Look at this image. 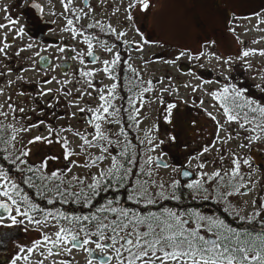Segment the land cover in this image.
Wrapping results in <instances>:
<instances>
[{"label": "snow or ice", "instance_id": "1", "mask_svg": "<svg viewBox=\"0 0 264 264\" xmlns=\"http://www.w3.org/2000/svg\"><path fill=\"white\" fill-rule=\"evenodd\" d=\"M60 2L64 9L62 15L66 18L62 31L68 32L71 39L79 40L86 45L87 52L78 51L75 47L68 45L59 46L57 51L75 53L69 58L78 60L82 66L78 72L79 77L84 79L87 88L99 93L98 96H93L92 92L76 89L80 94L77 100L87 95L98 99L99 103L95 107L91 105L80 107L76 101L69 102V107H76L79 113L89 114L87 123L90 130H73L71 127H62L57 130L49 126L48 136H35L28 141V144L39 141L51 144L53 140L49 137L54 136L55 142L59 143L63 149V159L72 167L87 169V174L69 176L72 167L49 173L46 171L49 160L58 159V157H45L39 164H32L29 161L31 149L27 145L15 154L17 135L22 131L26 132L31 128L39 127V124L44 123L43 120L39 124L21 125L19 128L0 122V145H3V148H0V160L8 165L0 163V210H2L0 234L4 238H12L10 230L25 221L39 229L56 228V231L51 234L41 231L40 238L32 241L31 247L17 245L18 252L12 257L10 264H16L17 261L29 264L32 254L38 250L42 259L36 264H44L45 260L51 261V264H71V261L67 259L57 261L51 258L53 256L66 258L73 250L85 252L89 257L87 264H110L113 260L115 264H264V196L251 201L255 210L247 216L241 215V210L231 202L233 196L247 195L248 191H251L249 185L253 182L250 179L244 181V174L241 172V165L251 168L250 159L233 153L231 167L216 168L211 172L205 170L207 161L200 159L209 153L210 147H215L217 142L226 144L235 138L226 125L235 123L239 129L250 133L243 138L248 141V144L242 143L239 145L240 148L264 140V102L247 95V89L228 82L230 77L226 73H221L226 82L214 90H205L206 95L214 101L213 107L219 114L218 118L217 115L205 109L207 115L216 124L212 145L204 146L195 155L189 157L187 165L181 168L172 167L174 176L171 182L159 180L158 172L155 170L160 167L168 168L170 165L164 162V153L156 156L152 154L156 153L165 141L156 135L159 129L155 124L151 128L140 129L142 121L139 118L141 108L146 102L145 94L153 93L154 95L156 92L153 81L143 80L140 73L129 62L131 56L123 60L121 51L116 50L115 43L109 46L108 41L101 40L99 35L86 33L82 28L77 27L83 18L81 14L88 16L93 11L90 6L85 5L88 8L85 12L84 8H73V0H60ZM137 5L141 11H145L150 7V0H128L127 20H134L131 10ZM29 6L37 9L40 14L44 11L43 7L37 3L33 2ZM115 11L119 9H115L113 14ZM52 14L55 15V12ZM5 20L7 23L0 24V30L8 28L9 32L15 31L13 40L25 35L23 25L19 28L15 27L19 23L17 19L5 16ZM262 23L264 18L258 19L256 30H261L259 25ZM87 28L98 29L100 33L113 36L116 41L122 43L125 51L133 45V50L143 51L144 45L148 43L142 35L140 41H129L126 39V31H118L111 24L105 25L100 20L89 23ZM258 42L253 41V43ZM97 45L112 54L111 60L102 61L103 66L99 71L113 82L101 88H96L93 83L98 70L88 68L84 59L86 55L94 58L93 63L96 62L98 58L94 57V48ZM10 47L11 42L5 34L0 40V56L5 60L11 59L8 53ZM32 47H34L32 43L26 46L28 49ZM24 50L25 48H20L15 55L19 56ZM185 55L191 62L200 61L205 53L194 55L182 50L176 60ZM208 55L210 58L214 57L218 63L227 65L228 70H231L233 63L231 57L222 59L215 53ZM253 55L264 56V49H243L236 59L243 62L245 70H249L253 68V65L247 58ZM121 63L126 65L125 72L132 73V77L135 78L125 76L130 85L126 89L129 93L127 107H117L115 104L119 87L116 73ZM166 63L174 64L175 61L170 60ZM4 67L7 68V72L0 71V76L11 75L12 69L7 65ZM30 70L32 69H22L24 72ZM257 71L260 70L257 69ZM186 74L201 80V77L191 70ZM23 79V76L16 77L17 81ZM168 79L169 85L160 89L161 93L167 91L172 94L176 91L171 78ZM260 79H264V75H261ZM54 80L58 84L61 83L54 76L51 80H45L44 83H52ZM7 83L11 86L14 81L9 80ZM68 83L72 81L63 82L65 85ZM159 83H163V78ZM211 83L220 84V81L202 80L201 84H185L184 87H191L192 91L196 92L204 90V84ZM255 87L264 93V84H257ZM55 92L65 96L72 95L71 91L62 92L61 89H56ZM48 93H53V89H41L39 95L43 97ZM0 94H3L2 88H0ZM17 95L23 96L24 92L21 91ZM157 98L164 103L162 95ZM8 99L10 101L11 97ZM203 104L204 101L201 100L200 105L203 106ZM53 106L51 103L48 104L49 108ZM2 107L0 105V108ZM176 107L175 103L167 104L164 109L166 123L172 122L173 110ZM8 108L13 114L17 110L21 114L25 112L24 108L17 109L12 103H8ZM35 110L32 109V111ZM121 113L128 114L129 127H135L138 134L143 132V137L135 144L128 139L123 126H120L116 133L108 127L112 124L121 125ZM7 115L8 113L0 111V116L7 118ZM76 115V112L72 113V116ZM222 131L225 132L226 138L220 136ZM69 132L80 140L79 151L71 147V141L66 135H61V133ZM236 136H239V132ZM169 139L174 140L175 137L169 136ZM92 149H98V154L93 153ZM217 151L221 150L217 149ZM81 155L85 157L83 163L73 159ZM219 159L223 164L224 157L220 156ZM193 161H196L194 166ZM93 168L96 172H92ZM177 177H191V179L182 183ZM26 189H33L37 199L30 196ZM183 189L187 190L192 200L223 204L224 211L242 224L254 225L259 218L260 226L258 229L237 228L219 216L205 214L199 209L185 208L182 206V200L185 198ZM121 190L127 193L126 197L121 195ZM108 193L112 195H105L103 201L97 203V198L101 194ZM38 199L44 200L46 205L52 207L42 206ZM168 200L176 201L177 207L173 209L161 204L162 201ZM66 205L76 207L69 211L64 207ZM84 209H87V212L83 211ZM5 229L9 231H4ZM0 243L6 246L7 239H0ZM94 250L99 251L100 259L94 257Z\"/></svg>", "mask_w": 264, "mask_h": 264}, {"label": "rangeland", "instance_id": "2", "mask_svg": "<svg viewBox=\"0 0 264 264\" xmlns=\"http://www.w3.org/2000/svg\"><path fill=\"white\" fill-rule=\"evenodd\" d=\"M83 1L73 0L72 7L76 9L84 8L87 12L88 8L83 4ZM87 1V5L93 11L88 16L81 14L83 18L77 27L82 28L86 33L99 35L101 40L108 41L109 46L115 43L116 50L121 51L122 59L127 60L130 55L131 60L129 62L132 67L140 73L143 80H152L156 88L154 95L153 93L145 94L146 102L141 108L139 117L142 121L140 129H148L155 124L159 129L156 135L159 139L165 141L156 153L152 154L153 156L164 153V161L168 162V157L172 156L185 166L189 157L195 155L204 146L212 145L215 139L216 124L207 115L205 109L207 112L217 115L218 118L219 114L216 112V108L213 107L214 101L206 95L205 90H214L226 82L224 75L221 73H226L230 77L228 82L247 89V95L264 102V93H261L255 87L257 84H264V79H260V76L264 75V56H249L247 60L253 65V68L249 70H245L243 62L236 59L243 49H264V23L259 25L261 30H256L258 19L264 18V0H150V7L147 10L141 11L138 5L131 10L134 17L133 21L126 18L128 0ZM33 2L43 7V17L52 22L53 25L52 30L42 37L36 35L31 22L29 23L27 20L26 9ZM115 9H119V11H115V14H113ZM53 12H55V15L52 14ZM63 12L64 9L60 0L0 1V24L7 23L5 16H11L19 21L15 25L16 28L21 25L25 28V35L14 40L12 37L15 36V31L9 32L8 28L0 30V40L7 34L11 42V47L8 49L11 59L5 60L4 57L0 56V71L7 72L4 65L12 69L11 75L0 76V88L3 89V94H0V105L3 107L0 108V111L8 113L7 118L0 116V122L4 125L12 124L19 128L21 125L39 124L41 120L44 121L43 124H39V127L31 128L26 132L22 131L17 135L15 154H18L19 150L27 145L31 149L30 157L34 150V154L38 152L37 154L41 158L38 160L31 159L30 163L32 164H39L45 157H58V159L49 160L46 169L49 173L57 170L54 169L56 164L52 166L53 163H68L63 159L61 145L55 142L54 136L49 137L53 140L51 144L39 141L29 145L28 141L35 136H48L49 126L57 130L62 127H71L73 130L79 129L81 131L90 130L87 123L89 114L79 113L76 107H69L68 105L70 101H76L80 107L89 105L95 107L99 103L98 99H93L87 95L83 99L77 100L80 94L76 89L92 92L93 96H98L99 93L87 88L84 79L79 77L78 72L82 66L78 60L69 58L74 56L75 53L70 51L60 53L57 51L59 46L68 45L75 47L78 51L87 52L86 45L80 43L79 40L71 39L68 32L62 31L66 23V18L62 15ZM96 20L102 21L105 25L111 24L118 31H126V39L129 41H140L142 35L148 43L144 45L143 51L133 50L134 45L129 46L125 51L122 43L116 41L113 36L100 33L98 29L87 28L89 23H94ZM254 40L259 42L253 43ZM29 43H32L34 47L31 49L26 48ZM20 48H25V50L20 52L19 56H16L15 53ZM182 50L194 55L204 52L205 55L200 61L190 62L187 55L176 60ZM209 53H215L216 56L222 59L231 57L233 60L231 70H228L227 65L218 63L214 57L210 58ZM94 55L98 58L95 63H93L92 58L86 55L84 59L88 68L98 70L93 78L95 87L101 88L110 85L113 81L109 80L99 69L103 66V60L112 59V54L97 45L94 48ZM170 60H174L175 63H166ZM200 65H203V67H200ZM125 67L126 65L121 63L116 73L119 85L118 98L115 100L117 107H127L125 103L121 104L122 93L130 86L125 76L135 79L132 77V73L125 72ZM25 68L32 70L22 71ZM63 69H66L65 73L61 71ZM257 69L260 71H257ZM189 70L199 75L201 80L187 75L186 73ZM17 76H23L24 79L17 81ZM53 76L61 83L58 84L55 80L52 83H44V78L50 80ZM162 78L163 83H159ZM168 78H171V83L176 91L172 94L167 91L161 93L160 89L169 85ZM9 80L14 81L11 86L7 83ZM66 80L72 81V83L63 84ZM202 80H219L220 84H204V90H197L196 92H193L191 87H184L185 84H201ZM49 88L53 89V93H48L43 97L39 95L41 89L47 90ZM56 89H61L62 92L71 91L72 95L65 96L56 93ZM21 91L24 92V95L18 96L17 93ZM161 95L164 103H161L160 99L157 98ZM9 97H11L10 101ZM201 100L204 101L203 106L200 105ZM8 103L14 104L17 109L24 108L25 112L21 114L17 110L13 114L8 108ZM49 103L54 106L49 108ZM168 103L177 105L173 110L171 123H166L164 120V109ZM32 109L36 110L32 111ZM73 112H76L77 115L72 116ZM127 115V113H121V121L122 118L127 119ZM120 126L124 127L122 122L121 125L112 124L108 127L111 128L113 133H116ZM226 127L235 138L226 144L217 142L215 147H210L209 153L200 158L207 161L205 170L208 172L216 168L223 167L227 169L231 167L233 153L239 157L250 159L249 150L251 148L264 150V140L240 148V144H248V141L243 138L250 135V133L239 129V126L235 123L226 125ZM133 129L137 131L135 127ZM237 132H239V136H236ZM141 133L143 134L141 131L138 135ZM61 135H66L71 141V147L79 151L78 145L81 142L76 136L70 132L61 133ZM169 136H173L175 139L170 140ZM220 136L226 138L225 132L222 131ZM217 149L221 151H217ZM91 151L98 154V149H92ZM220 156L224 157L223 164L219 159ZM73 159H78L80 163H83L85 157L81 155L78 158L73 157ZM250 161L251 168L241 165V172L244 174V181L250 179L253 182L249 185L251 191L247 195H238L231 198L232 204L241 210L240 214L244 216L255 210L251 201L257 198L258 195L264 196V171L252 167V160L250 159ZM192 163L194 166L196 161ZM172 167L177 168L178 166L171 165L167 169H156L158 179L171 182L174 176ZM65 168L63 166L60 169ZM84 170L86 169L83 167H72V172L68 175L83 176ZM92 172H96V169L93 168ZM177 178L179 179V177ZM185 192L189 196L187 190ZM185 201L187 199L182 203L187 204ZM188 201L190 200L188 199Z\"/></svg>", "mask_w": 264, "mask_h": 264}, {"label": "flooded vegetation", "instance_id": "3", "mask_svg": "<svg viewBox=\"0 0 264 264\" xmlns=\"http://www.w3.org/2000/svg\"><path fill=\"white\" fill-rule=\"evenodd\" d=\"M0 1H2V0H0ZM33 9L35 11H37V9H35V8H33ZM26 14L28 17V7L26 9ZM27 20L29 21V23L31 22V24L33 26V23L29 17ZM36 35L38 37L45 36V34L41 35L38 32H36ZM0 148H3V145H0ZM250 150H249V152H250ZM35 151H37V150H35ZM37 153L34 154V150H33L31 157L29 156V161H31V159H34V160L41 159ZM170 154L172 155V153H170ZM0 162H3L6 166H8L6 164V162H4L2 160H0ZM55 164H56V166L54 167V169H60L63 166L72 167V165H70L68 163L64 164V163H60V162L59 163L58 162L53 163L52 166H54ZM168 164L170 165V167H171V165H173V166L176 165V166H178L177 168L183 167V164L181 162H179L178 160L174 159L172 156L168 157ZM86 174H87V169L84 170L83 175H86ZM30 190H32V191H30ZM26 191L30 192L31 194L29 193V195L32 196L34 199H37L36 194H35L33 189H26ZM182 191H183V193H185L186 189H183ZM243 191H246V190L244 189ZM105 195L111 196L112 194L111 193L101 194V196L99 198H97V203L102 202ZM121 195L126 197L127 193L124 192V190H121ZM260 196L261 195H258V197H260ZM38 202L44 207H52V206L46 205V202L42 199H38ZM167 206L170 208H176L177 203L171 200V201L167 202ZM182 206L185 208L199 209L200 211L204 212L205 214L219 216V217L225 219L226 222L232 224V226L237 227V228L255 227L258 229L260 226L259 225V218H258L257 223H255L254 225L242 224L238 219H234L229 213L224 211V205L223 204H218V203H215L213 201L193 200V201H190V203L182 204ZM64 207L67 210L72 211L76 206L66 205ZM241 208H243V206H241ZM153 210H155V208ZM83 211L87 212V209H84ZM250 213H252V212H249V214ZM0 214H2V210H0ZM5 223H7V221H5ZM4 231H9V230L5 229ZM41 231H44V232L51 234V233H54L56 231V228L55 227H49V228H45V229H39L37 226L28 224L27 221H25L23 224H18L17 226H15L14 228H12L10 230L12 238H4L2 236V234H0V239H7L6 246H5V244L0 243V264H6V262H7V264H10L12 257L14 255H16L18 252L17 245L24 246L25 248L31 247L32 241L40 238ZM39 251L40 250H38L32 254L29 264H36V262L38 260L42 259V257L39 255ZM94 257L96 259L101 258V254L99 253L98 250H94ZM88 258L89 257L87 256V254L85 252L73 250L71 255L66 257V258L53 256L51 259L57 260V261L60 259H67V260L71 261V264H87ZM16 264H24V262L23 261H17ZM44 264H51V261L45 260ZM110 264H115V260L111 261Z\"/></svg>", "mask_w": 264, "mask_h": 264}, {"label": "water", "instance_id": "4", "mask_svg": "<svg viewBox=\"0 0 264 264\" xmlns=\"http://www.w3.org/2000/svg\"><path fill=\"white\" fill-rule=\"evenodd\" d=\"M86 4H87L86 1H84V5H86ZM28 17L31 19L35 31L38 32L39 34L43 35V34L49 32L50 30H52V27H53L52 22H48L47 20H45L42 17V15L39 13L38 10L35 11L30 6H28ZM94 57L96 58L95 55H94ZM93 59L94 58H92V61H93ZM42 60H44V58ZM61 71L63 73H65L66 69H63ZM250 156L254 161V165L257 166L258 168L264 170V152H262L261 150H258V149H253L251 151ZM180 179L182 182H185L186 180L191 179V177H189V178L180 177Z\"/></svg>", "mask_w": 264, "mask_h": 264}, {"label": "trees", "instance_id": "5", "mask_svg": "<svg viewBox=\"0 0 264 264\" xmlns=\"http://www.w3.org/2000/svg\"><path fill=\"white\" fill-rule=\"evenodd\" d=\"M120 78V77H119ZM121 93V92H120ZM123 95H122V99H121V104L122 103H125L127 106H128V103H127V98H128V96H129V93H128V91L127 90H125L124 91V93H122ZM122 124L124 125V128H125V130H126V132H127V134H128V139L129 140H131L132 141V143H137L138 142V140L139 139H141L142 137H143V134L141 133L140 135H138V132L137 131H135L134 129H133V127H129V121H128V119H125V118H122ZM0 163H3V162H0ZM6 166V165H5ZM30 191H32V190H30ZM35 192V191H34ZM30 193V192H29ZM31 194V193H30ZM184 194V199L182 200V202L184 201V200H186V198L187 199H189V196L188 197H186V194L185 193H183ZM176 202V201H175ZM166 203H167V201H165V203H164V206H166ZM177 203V202H176ZM166 207H168V206H166Z\"/></svg>", "mask_w": 264, "mask_h": 264}, {"label": "bare ground", "instance_id": "6", "mask_svg": "<svg viewBox=\"0 0 264 264\" xmlns=\"http://www.w3.org/2000/svg\"><path fill=\"white\" fill-rule=\"evenodd\" d=\"M45 80H49V78H44ZM51 80V79H50Z\"/></svg>", "mask_w": 264, "mask_h": 264}]
</instances>
